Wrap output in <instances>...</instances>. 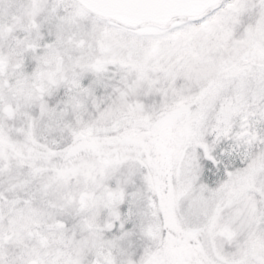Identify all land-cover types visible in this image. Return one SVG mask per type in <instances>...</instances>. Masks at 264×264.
<instances>
[{
    "label": "snow or ice",
    "instance_id": "obj_1",
    "mask_svg": "<svg viewBox=\"0 0 264 264\" xmlns=\"http://www.w3.org/2000/svg\"><path fill=\"white\" fill-rule=\"evenodd\" d=\"M0 264H264V0H0Z\"/></svg>",
    "mask_w": 264,
    "mask_h": 264
}]
</instances>
